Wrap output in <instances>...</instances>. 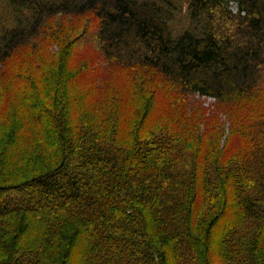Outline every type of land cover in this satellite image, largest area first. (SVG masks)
Segmentation results:
<instances>
[{
    "label": "trees",
    "instance_id": "16d2710c",
    "mask_svg": "<svg viewBox=\"0 0 264 264\" xmlns=\"http://www.w3.org/2000/svg\"><path fill=\"white\" fill-rule=\"evenodd\" d=\"M3 1L16 19L0 32V64L12 79L10 59L51 18L88 16L103 68L157 73L174 111L162 124L155 91L133 134L125 118L110 130L100 106L86 105L102 100L93 77L79 95L67 93L78 127L66 128L73 119L58 114L55 98L62 82L89 83L83 65L69 67L66 43L49 76L51 100L40 82L23 91V108H9V87L0 106V264H264V135L248 139L230 123L231 141L247 152L226 139L213 156L208 136L184 142L182 128L208 112L195 97L247 105L258 96L264 0H188L190 28L176 36L177 0Z\"/></svg>",
    "mask_w": 264,
    "mask_h": 264
},
{
    "label": "rangeland",
    "instance_id": "374dc122",
    "mask_svg": "<svg viewBox=\"0 0 264 264\" xmlns=\"http://www.w3.org/2000/svg\"><path fill=\"white\" fill-rule=\"evenodd\" d=\"M187 1L177 0V4L181 10L180 14L177 15L176 21L171 25L175 36L190 28ZM5 5L6 2L0 0V23L4 24L0 32H2L4 26L11 27L16 23V19L9 13ZM93 28L94 20L88 16H56L51 18L42 29L44 30L42 32L43 36L33 39L28 46H25L10 59L9 63L12 69L10 71L16 74L15 79H12L11 75L6 74L4 66L0 64V106L6 105V92L11 87L15 92V101L12 102L9 108H23L25 106L22 96L23 91H27L29 94L36 93L37 86L38 88L40 87V82L42 93L48 101L51 100V81L49 80V76L52 75L57 65L55 61L61 55L60 50L63 43H66L70 45L67 52V58L69 56L71 60L69 67L80 63L77 70H79L80 65H83L85 71L88 72L89 78V83L86 84L82 82L73 83L76 88L74 86L71 88L72 85H68L67 81L62 82L60 90H58L55 97L56 101H63L58 114H63L65 117L70 116L69 118L73 119L68 121V125L65 126L66 128H72L76 121L75 115L77 112V104L69 101L67 93L72 90L73 93L79 95L84 85L91 84L93 77H99L104 84V87L99 88L102 100L95 103V101H88L87 98L86 105L94 104L96 107L100 106L99 112H96L97 118L109 116L111 122V127L109 126L110 130L118 127L120 120L125 118L129 122L127 125L128 131L130 129L131 134H133L137 128V121H139L140 108L144 101H147L152 96H156L155 91L159 93L156 96V100H159L158 108H165V111H160L162 124L165 123L169 119L170 114L173 115L174 111L172 106L168 105L172 96L171 87L164 83L160 75L152 71H140V74L137 71H124L112 76L110 72H107L103 68V61H99L101 58L100 53L91 42L90 33L93 32ZM87 31H90L88 33V37H90L83 40L81 33H86ZM159 88H163V90L161 91ZM256 93H258V96L247 103V105H243L242 102L235 105L218 104L215 100L206 97L193 98L201 105L200 108L204 107L208 109V112L203 110L205 112L204 121L201 120L200 114L195 119L189 115L184 120L182 126L185 131L184 142L186 139L193 140L196 136L201 139L208 136V138L206 137L207 139L204 138L206 139L204 147H206L207 153L216 156L221 152L224 147V141L227 139L229 144L239 146L234 149L235 153H239L240 151L247 152L245 143H238L236 138L231 141L228 128L230 123L241 124L243 126L241 129L244 130L246 138L248 136L252 137V135L256 137L264 135V68ZM156 100L153 98V102H156ZM11 112L12 109L8 113L9 117ZM13 114L11 115V119ZM127 115L129 117H126ZM219 123L221 124L219 132H212L214 131L213 128L219 126ZM74 126L77 128L78 124ZM194 128L198 130L194 132ZM247 130L248 133H246Z\"/></svg>",
    "mask_w": 264,
    "mask_h": 264
}]
</instances>
